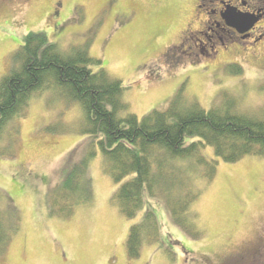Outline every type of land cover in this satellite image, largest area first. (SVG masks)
<instances>
[{"label":"rangeland","instance_id":"rangeland-1","mask_svg":"<svg viewBox=\"0 0 264 264\" xmlns=\"http://www.w3.org/2000/svg\"><path fill=\"white\" fill-rule=\"evenodd\" d=\"M55 1L34 0L24 15L0 12V82L19 67L15 54L22 39L42 34L62 55L88 48L99 61L90 69H104L122 83L126 113L121 118L132 114L140 120L164 110L179 91L204 110L223 102L253 116L264 109L263 42L231 48L216 59L192 57L169 67L163 61L168 46L205 20V8L197 16V0H62L52 22ZM253 20L237 33L264 25V18L258 27ZM260 30L264 37V27ZM213 35L221 32L214 29ZM49 85L30 97L25 114L13 119L0 137V219L17 224L0 264H264V158L259 156L224 163L213 149L204 148L201 155L218 163L212 180L203 179L194 162L192 167L182 160L166 165L164 172L181 171L178 164L188 171L189 187L198 197L186 224L200 236L193 239L192 229L183 232L173 224L163 201L145 200L160 237L143 243L136 259L128 258L126 239L143 211L129 221L110 202L115 184L96 143L89 162V206H79L71 218L52 216L45 200L61 182L66 157L77 146V151L89 150L92 141L82 134L79 105L68 103L54 83Z\"/></svg>","mask_w":264,"mask_h":264},{"label":"trees","instance_id":"trees-1","mask_svg":"<svg viewBox=\"0 0 264 264\" xmlns=\"http://www.w3.org/2000/svg\"><path fill=\"white\" fill-rule=\"evenodd\" d=\"M259 1L264 8V0ZM22 42L15 54L19 67L0 82V137L13 119L25 114L30 97L51 83L68 103L78 104L84 118L82 134L92 144L86 151H77V146L66 157L61 182L46 197L45 205L52 216L68 218L79 206H89L93 196L89 162L96 143L105 171L115 184L110 202L129 221L143 211L139 221L128 229L126 251L130 259L139 257L143 243H155L160 237L156 216L145 203L148 199L163 201L173 224L183 232L192 229L193 239H199L200 232L186 224L198 192L189 187L192 183L186 176L188 171L178 164L182 172L178 169L164 172L166 165L182 160L190 161L192 167L194 162L202 178L212 180L218 163L201 155L206 147L213 149L215 157L224 163L248 157L264 158V109L253 116L232 102H223L204 110L196 102L185 101L179 91L164 110L151 111L140 120L132 114L121 118L120 114L126 113V104L121 100L122 83L104 69L96 72L90 69L99 61L90 57L88 48H83L85 51L75 48L62 55L42 34H29ZM182 43L173 45L179 63L193 57L186 54ZM166 55L163 61L167 67L178 62L173 51ZM169 55L172 62L167 59ZM0 224L1 255L17 224L1 219Z\"/></svg>","mask_w":264,"mask_h":264},{"label":"flooded vegetation","instance_id":"flooded-vegetation-1","mask_svg":"<svg viewBox=\"0 0 264 264\" xmlns=\"http://www.w3.org/2000/svg\"><path fill=\"white\" fill-rule=\"evenodd\" d=\"M34 0H0V12L6 11L11 16L24 15L25 7L31 5ZM63 5L62 0H56L52 12L49 15V19L54 22V18L59 15V8ZM197 16H200L202 7L207 11L205 12L206 18L203 22H198V26L189 30H185L176 46L182 43V48H185L186 54L194 58L200 59L199 57H210L216 59L217 56L230 52V49H238L253 47L258 42L264 43V37H261L264 25L261 28L250 31L245 34H239L234 28L227 25L223 19L227 10H232L235 13L241 15H247L255 20L256 26L258 27L262 18H264V8L259 0H197ZM215 30H219L221 35L217 38L213 35ZM257 33L255 36L253 34ZM185 40V42H184ZM212 40V41H211ZM208 44L206 45V42ZM175 46V47H176ZM169 49V48H168ZM166 49L162 55V58L167 56L173 51L176 61L180 60L179 55L175 52V48L172 46L171 49ZM187 50V51H186ZM185 52L183 54L185 55ZM168 59V58H167ZM170 60V59H169ZM257 250V247H254ZM259 250V249H258Z\"/></svg>","mask_w":264,"mask_h":264},{"label":"water","instance_id":"water-1","mask_svg":"<svg viewBox=\"0 0 264 264\" xmlns=\"http://www.w3.org/2000/svg\"><path fill=\"white\" fill-rule=\"evenodd\" d=\"M223 19L225 20L228 26L234 28L238 32H242L244 31L246 24L250 22L251 17L247 15H241L240 13L237 14L232 10H227Z\"/></svg>","mask_w":264,"mask_h":264},{"label":"snow or ice","instance_id":"snow-or-ice-1","mask_svg":"<svg viewBox=\"0 0 264 264\" xmlns=\"http://www.w3.org/2000/svg\"><path fill=\"white\" fill-rule=\"evenodd\" d=\"M127 195H129V196H130L131 194L129 193V194H127ZM0 228H2V224H0Z\"/></svg>","mask_w":264,"mask_h":264}]
</instances>
